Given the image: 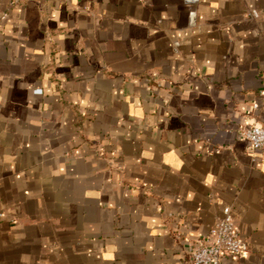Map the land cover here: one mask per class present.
<instances>
[{"label": "crops", "instance_id": "1", "mask_svg": "<svg viewBox=\"0 0 264 264\" xmlns=\"http://www.w3.org/2000/svg\"><path fill=\"white\" fill-rule=\"evenodd\" d=\"M262 91L264 0H0V264H264Z\"/></svg>", "mask_w": 264, "mask_h": 264}, {"label": "built area", "instance_id": "2", "mask_svg": "<svg viewBox=\"0 0 264 264\" xmlns=\"http://www.w3.org/2000/svg\"><path fill=\"white\" fill-rule=\"evenodd\" d=\"M35 93H42V89L37 88ZM261 95L264 98V91ZM241 134L250 148L264 149V124L243 128ZM248 250L249 244L241 234L231 208L227 206L223 209V216L211 226L206 236L189 248V256L193 264H223L224 259H240Z\"/></svg>", "mask_w": 264, "mask_h": 264}, {"label": "water", "instance_id": "3", "mask_svg": "<svg viewBox=\"0 0 264 264\" xmlns=\"http://www.w3.org/2000/svg\"><path fill=\"white\" fill-rule=\"evenodd\" d=\"M192 18H193L192 20L194 21V19H195V15L194 14H192Z\"/></svg>", "mask_w": 264, "mask_h": 264}]
</instances>
